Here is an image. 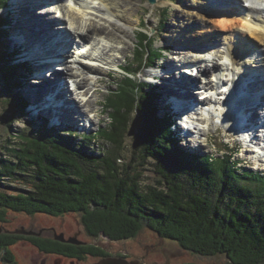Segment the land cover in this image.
Segmentation results:
<instances>
[{"label":"rangeland","instance_id":"obj_1","mask_svg":"<svg viewBox=\"0 0 264 264\" xmlns=\"http://www.w3.org/2000/svg\"><path fill=\"white\" fill-rule=\"evenodd\" d=\"M26 2H27L26 0H17L16 2L17 6L14 8L15 11L14 12L12 11L13 0H5V1L0 0V57L6 55L7 58L10 59L8 54H10L12 51L14 52L13 54L15 55V57H12L11 55L12 53L10 54L11 58H13L10 59L11 60L10 62L18 67V69H16L17 73L15 74L14 78L19 75L20 80L18 81L20 82L19 85L21 86V88H18L19 87L18 81L13 83V81H11L12 79L9 80L7 78L3 64L4 61L8 64L7 62L8 59L6 57L5 60L1 59L0 60V157H13L14 152H20L25 147H27L28 150L30 151L28 153L38 155L42 152L43 149L42 147L43 144L41 145L37 141L33 142V140H36L38 138H42V140L45 143V146L46 144H49V142L51 143L47 146L54 145L57 142L66 141L68 143H72L73 145H76L75 148L79 149L80 148L79 145H80V146L88 147V153L90 152L94 154H99L100 151H104V149L107 150L109 148L110 144L107 143L108 141L103 138V135L108 132L109 128H111L112 122L116 121V112H118L117 110L119 109V106L123 102H125V99L133 98L134 96H136V94L139 93L140 95H142L144 91H147L149 94L151 95L153 94L151 100L152 102L151 107L156 109V110L152 109V111L154 112V116L156 118L158 117V120H160L162 123L163 137L161 139L158 138V140L161 142L162 141L167 142V144L170 145L172 152L182 153L183 155L186 154L189 156L188 158L190 159V161L194 163H196L195 160L201 162L204 161L205 157L202 158L200 156H207L210 160V163L204 161L205 163L204 167L208 169L210 173H213L215 175L222 174L221 176L224 177L226 175H230L234 179H236L239 183L252 190L262 191L261 189H264L263 187L264 185L261 182V178L259 179L257 177H254V175H258V176L261 175L262 178L264 177V162H260V161L258 162L257 160H254L253 159L254 155L250 153L248 154L244 150L246 146L243 147V145L245 144L238 142L237 140L238 137L232 136L231 138H228L227 133L221 127L218 132L214 129V127H212L211 129L212 131L209 130V132H206V130H204L203 132H199V130L194 127H197L198 124L200 125V123L194 120L192 121L194 123L190 122L191 124H188L192 128L191 131L186 133L183 132L180 118L176 119V117L174 116L171 117V109L173 111H178L172 104L175 98L164 93L165 91L164 86H166L167 84H172L173 82L176 83V81L177 82H181V81L180 80L178 81L176 77L175 81L173 80V82H171L172 81L171 77L173 75H170L171 77L170 76L167 77L166 80H163L162 78L156 80L150 78V76H148L147 74V72H153V73L157 72L160 74H166L170 72L171 67L174 66L172 65L171 67H169L166 63L171 62L172 60L175 61V57H176L174 56L175 46L171 47V43L168 42V40L164 37L163 34L165 33L164 31L169 32L171 27L179 26L177 24H174L175 20L173 14L176 12L174 11L175 5L177 4L176 0H162V2L159 1L158 3L156 1L153 4H150L148 0H140L141 7L140 6L139 7L141 9L137 11V15L135 17V19L138 20L140 24L135 26L133 32L131 33L132 41L124 37L122 43L119 42L117 43V41L107 42L108 48H110L109 46L115 48V52H113L114 53L113 56L119 60V64H121L127 70V72L126 71L120 72L118 70H113L112 68L114 67L109 66L111 68L110 70L106 66H104V63H101V66L107 70L105 71L104 74L88 75V79H90L92 82L96 80L97 76H100L103 79L101 82L96 83L95 88H93L91 92L89 91V95H88V97H90L95 89L98 90L96 97L94 95L93 99L97 98L99 100L98 104L95 105V107L97 108V110L100 109L99 110L100 114L94 116L93 113L91 114V112H89L91 108H89L86 111V115L88 116L87 120L90 117L88 121H90V124L92 125V129L83 126L82 124L80 126H76L77 124L76 125L67 124L60 120L57 121L56 119L53 118L54 116L50 115L49 113V112H53L51 111L52 109H49L47 107L45 108V106L43 105L42 101L44 97H42L40 100L34 98V94H36V92H39L40 89L44 86L43 85L44 80L40 78L39 72L35 68L37 62L33 58H32L33 62H28L31 64L32 67L30 66V64L24 66L18 65V63L26 64L27 62V58H26L27 55H25L23 49H21L18 46V44L24 47V50H26V53L28 54L29 57L30 54L28 51L35 50L37 52V55L34 58L41 61L45 58H48L51 55L54 56L55 58L59 57V53L56 49H53L52 51L49 52L47 51V49L41 50V47L33 48L32 44L29 42L33 39L34 40L39 39L36 27L39 26V24L37 23L40 22H38L36 19H33L34 21H31V18H33L31 14H35V16L45 18L46 20H51L54 18L53 15H57V13L50 15L45 14L44 16L38 15L39 13L36 14L37 12L36 4L37 3L42 4V2H37V0H35L34 3L35 5H33L30 8V12H31L30 14L25 9ZM39 7L41 8L42 5H40ZM42 8H44V6ZM134 16L135 14L132 15V18H134ZM49 17H51V19ZM26 19L27 21L28 20L30 21L28 22L26 21L27 23H25ZM51 21L53 22L55 20H51ZM92 21L94 22L95 20ZM4 22L8 24L6 25V23L4 24ZM51 24H52L51 22L50 24L48 23L49 27L51 26ZM59 24L60 25L62 24L64 27H67V25H69V23H66L64 19H60ZM70 27H75V25H71ZM16 29H17V33L13 35L12 34L13 31L15 32ZM68 30L70 31V29ZM9 31L10 34H8ZM60 34L67 35L69 34V32L64 31L63 29ZM6 35H9V37ZM21 36H23L28 41L27 44L25 39L21 38ZM72 36H70L71 39ZM16 37L21 39L17 40ZM11 38L14 39L13 42ZM64 38L66 39V36H64ZM71 39L69 40L70 44H68L67 47L65 46V44L61 45L65 48V50L69 49L71 45ZM40 41L43 43L42 39ZM5 42L7 43L9 42L7 44L8 46L5 44ZM13 43L15 44V46L13 45ZM33 46L37 47L38 43L37 44L33 43ZM41 46L43 45L41 44ZM101 46H103V44L100 45V48ZM154 51L155 52L160 51L162 53V58L157 60V58L154 57L152 60L148 61L152 57L150 53L152 52L151 54H153ZM21 54L24 58H21ZM72 54L73 51L72 53L69 52L68 54L69 60ZM258 61H261V63L264 64L263 53L262 56H259ZM147 62L150 64L146 65ZM249 62H252L253 66L258 65L257 62H254L251 59H249ZM50 65L51 66L48 67H52L51 62ZM28 67L32 68V71L29 70ZM1 71L3 74L1 73ZM176 71L177 69H175V72ZM212 72L213 71H208L206 75L208 74L210 75ZM42 73L44 74V72ZM54 74H56V72ZM61 76H63V74ZM54 78L60 84L66 83V81L63 82L64 77L62 78L61 81V78H58V76H54L53 74L50 77V81H54ZM193 78L198 80L197 76ZM198 82H202V80H199ZM30 83L36 85L34 86L36 88L34 90L30 88L26 92L27 89L26 84H30ZM10 84H14L12 89ZM57 85L58 84H55V86ZM157 85H160V87H157ZM63 90L67 94L65 95L66 98L64 97L62 98L66 100V107H64L62 110H57V114L70 111L69 120L67 122L71 121L73 123H78L80 121L79 119L80 117L76 115L77 105L74 104V102L71 100L72 98L69 91H67L65 87H63ZM23 93L25 94V96L29 94L31 95L30 97H32L29 98V101L26 98H24L25 106L23 104L24 100L23 99L21 100V96L22 97L24 96ZM62 94L63 93L59 91L57 98H59ZM194 94L195 93H193V95ZM195 96L196 99H198L197 97H199V100L202 99L201 92L195 94ZM119 100H120V104H119ZM163 100L166 101L165 104L163 102V106L161 107L160 110L158 107H156V105L158 102H159L158 104H160ZM34 103H37L38 105H42L41 106L42 108L40 107L37 109V107L35 106L36 104ZM71 105H74V107L68 108ZM168 105H172V106H170V108H167ZM164 109L167 110V114L165 116L163 115V112L164 113L166 112ZM74 112L76 115L75 120H74L75 117ZM226 114L228 115V111L226 112ZM49 116L52 117L50 118ZM130 118H131V123H130L131 125L129 126L130 130H129V134L126 137L125 140L126 146H125V150L123 151V155L126 158L127 162L129 161L130 150L133 149V145H134L133 135L135 134V130L138 127V115H135L133 113L131 114ZM167 118H168V123L171 121L170 122L171 125L166 123ZM176 121L178 124H176ZM174 123L177 126H175ZM59 126L62 127L65 126V128ZM77 131L85 132V133L78 134ZM118 132H120V130ZM85 134L86 135L88 134L91 137L85 138L86 140L79 138L80 136ZM192 136L193 139H191ZM234 140L238 144L239 148L238 147L234 148V144H233ZM249 145L250 147H252L250 143ZM5 146H7L6 149ZM248 149L251 150L252 148H248ZM50 150L51 149L49 148L48 151ZM192 154L194 155L196 154L198 156L195 157ZM151 161L153 160L149 159V161H147L144 164V166L139 167V170L142 174L141 180L144 184L150 183L151 185H155L157 183V180L161 179V177L159 174L158 175L156 174L155 167ZM234 164H236L237 166ZM179 178H181V176ZM1 184H2V189L7 191H16L14 189L24 187L22 183H18L12 180H5V179H3V182ZM73 207L74 206H72V208ZM74 210H73L74 212H70V211L58 212L59 210H52L51 212L52 215H48V214L33 215V214H25V213L9 211V212H5V214H1L0 228L2 227L16 228L17 230L15 231H22L24 226L25 229L28 230L26 232L29 235H34L31 238L39 242L41 246L45 247L47 250H55L56 252L64 253L67 255H72L76 253L78 254L85 253L89 251L88 249H86V247L88 245H91L88 244V242H93L95 240L94 243L100 245L101 239L110 238L108 235L104 234L103 231H100L99 228L89 225V227L95 233L97 234L99 233L97 238L91 239L93 240L91 241L88 237H86V235L88 236L91 235V237L93 235L87 231V228L84 225V223L82 226H79L77 225L76 222L77 219L80 220L81 222V219L82 220L90 219L91 216H87L83 218V216H85V212L82 211L80 212L78 209L75 208ZM84 222L86 224L88 223L92 225V222H86L85 220ZM31 225L33 226L31 227ZM78 228H82L85 231V233L79 232ZM74 231L78 232L77 235L80 240H84L83 242H78V241L73 242L69 239L71 236H73ZM154 231L155 230L150 229L148 225L144 223L143 226L141 225L140 229L136 232L137 238L135 243L132 244V240H130V237L132 236L125 238H115L105 241L106 242L105 244L101 242L105 246L103 247L105 250L101 248L98 249H101L102 251L100 250V252H102V255L105 256L111 255L110 257H115V258H118V256H120V258L125 259L124 252H127L129 250L135 253V255L133 256H137L141 258L143 257L142 255L145 256L147 255L145 254V252L141 253V251H139L137 248L139 247H142L143 249L147 248V245L143 244V242L146 241V243L154 244V245H149V248H154L155 250L156 249L166 250L168 252L176 254L177 256L173 258L174 261L173 262L171 261L170 264H178L179 262H185L187 264H189V262L195 264H247L246 262L239 260V258L237 257V255L235 254L232 248L231 249L229 248V250H227L229 254L227 252L211 253L210 251L211 249L209 250L206 247L204 249H202L203 247H201V250H199L200 248L196 249L195 246H190L188 244V241L178 242V240L176 239H173L168 236H163L160 234L158 235V238H163L164 241H162L163 239L162 240L160 239V241L156 242L157 240L154 241V238L152 236V233H157ZM56 232L59 234H56ZM62 233H64L67 236V241L65 240L61 241L57 239V237L60 238L64 237ZM17 236L18 235L2 233L0 234V243L1 245H3L4 242L6 241H16V245L13 246L12 249L18 252L20 257L22 256L21 258L23 259L25 258V256L32 257L31 256L32 248L28 243L26 244V247H28V249H24L25 247L21 248V246H18V243L23 241L25 238L22 236L20 237ZM27 240L29 241V239ZM161 241L162 243H160ZM216 247L217 244H213L212 249ZM6 257L7 254H5L2 257L5 262L6 260H9ZM102 260L103 259H99L96 257L93 259H87V262L85 263L81 262L80 264H94V262L96 264ZM127 261L132 262L137 260H127ZM156 263L160 264L161 261L159 259H156ZM0 264L3 263L0 262Z\"/></svg>","mask_w":264,"mask_h":264},{"label":"trees","instance_id":"obj_2","mask_svg":"<svg viewBox=\"0 0 264 264\" xmlns=\"http://www.w3.org/2000/svg\"><path fill=\"white\" fill-rule=\"evenodd\" d=\"M150 55L148 61L154 57L159 60L162 53ZM10 59L3 67L14 83L20 77L14 78L18 67ZM150 95L144 91L125 99L116 112V121L103 135L109 148L99 154L66 141L45 146L38 138L33 140L43 144L38 155L28 153L25 147L13 157H0V218L9 211L52 215V210L74 212L75 208L85 212L83 218L91 216L84 220L92 225L81 222L94 239L99 233L89 225L115 239L135 235L145 223L154 232L178 242L188 241L196 249L206 247L211 253L229 254L227 250L232 248L240 261L264 264V189L252 190L230 175L210 173L204 167V161L210 163L207 156H200L205 157L202 162L194 159V163L188 155L172 152L167 142L158 140L163 137L162 123L154 116ZM133 113L138 115V127L127 162L123 151ZM166 123L171 125L168 118ZM149 159L162 179L155 185L141 180L139 167ZM254 177L261 178L264 185V177ZM3 179L24 187L3 190ZM213 244L217 247L212 249ZM98 248L88 245L85 253L97 254Z\"/></svg>","mask_w":264,"mask_h":264},{"label":"bare ground","instance_id":"obj_3","mask_svg":"<svg viewBox=\"0 0 264 264\" xmlns=\"http://www.w3.org/2000/svg\"><path fill=\"white\" fill-rule=\"evenodd\" d=\"M26 1L27 2L25 9L31 14L30 8L35 5V1ZM51 1L52 0H46V2L43 1L42 3L44 4V8H42V4L37 3L36 14L39 13L38 15L44 16L45 14L50 15L57 13V15H53V19H51V17L49 18L51 20L64 19L66 23H69L70 26L75 25V27H70L69 25H67V27H64L62 25L60 26L54 21L52 22L46 20L45 18L35 16V14H31L32 17L40 22L39 27H41V29H43V21H45L49 24L50 22L52 23L51 26L48 27V30L50 31L52 30L56 33H61L63 29L64 31H68L69 34L63 35L66 36V47L68 46V44H70V36L74 35L75 37H77L76 41L78 40L79 42H81V44L83 45V49L80 51L81 54L76 53L75 59L78 60L77 57H80L81 55L86 56V66L77 67L75 66L77 64L75 61L72 62L71 59H68L69 52L72 53L73 51L74 53L72 47L68 50H65V48L61 46L63 50L61 52L58 51L59 57L55 58L51 55L48 58L43 59L42 61L34 58L37 55V52L35 50H31L28 52L30 54V57L36 60V62H38V64L40 65L39 68L35 67L38 71H41L43 69L42 67L46 65V63H48L46 66L47 68L48 66H51L50 62L53 63L54 60L64 61L63 70L66 73L65 76L71 77L68 83H70L71 86H74V91H72V93L69 92L72 99H69H71L74 104L77 105L76 115L80 117V121L78 123H73L71 121L67 122L69 120L70 111L57 114V110H62L64 107H66V100L62 98H66L65 95H67L63 90V87H67L65 86L68 85L67 82L64 84H60L54 78V81L47 82L41 88V92L45 91L43 93L44 95L41 96L34 94V98L40 100L42 97H44L42 101L43 105L49 109H52L51 111L53 112L49 113L50 115L54 116L53 118L57 121L60 120L67 124H77L76 126H80L82 124L83 126L92 128L90 121H88L90 117L87 120L88 116L86 115V111L91 108L89 110L91 114L93 113L94 116L100 114V109L97 110V108L95 107V105L98 104L99 100L97 98L93 99L94 95L96 97L98 90L95 89L90 97H88V95L89 91L91 92V90L95 88L96 83L101 82L103 79L100 76H95L96 80L92 82L90 79H88V75L104 74L107 70L101 66V63H104V66H106L110 70V67L121 68L119 60L113 56L115 48H112L111 46H109L110 48H108L107 42L117 41V43H122L124 37L132 41L131 33L133 32L135 26L140 24V22L135 19L137 11L141 9L140 0H57V3H51ZM156 1L157 3L159 1L162 2V0ZM176 1L177 4L175 5L174 10L176 12L173 14L175 20L174 24H177L179 26L171 27L169 32L164 31L166 34L163 32L164 37L168 40L169 43H171V47L175 46V61L172 60L171 62L166 63L169 67H171L172 65L174 66H172L170 72L166 74L147 72L148 76L156 80L159 78L166 80L167 77L173 75L172 77L170 76L172 78L171 82H173V80L175 81V78L177 77V80H180L181 82L176 81V83L173 82L172 84H167L166 86H164V93L175 98L173 102L176 104L175 108L177 110H183L186 102L191 104L192 107V105H194L195 102L199 100V98H195V94L201 92V90L199 91L200 85H198L197 81L194 80V75L198 73L197 76L200 78V75L202 73L203 76H205L208 71L217 70L228 72V74H222L223 79H218V82H220V85H226L227 83L231 82L232 87L228 94L224 93L223 91L218 93V95L221 96L228 95L224 97L223 102L221 101L223 97H215L214 100L216 101L217 106L211 108V111L214 113V115L211 114V111L208 112L207 108H202L199 114L184 113L183 121L186 124L185 126L188 128V124L191 121H198L200 125L198 124V126L195 128H197L199 132H203L205 130V126L208 125V122L213 116L215 117V119H217V122L223 123L225 125L229 124L230 126L236 124V122H239L240 114H244L247 117V121L245 124L246 128L248 129L250 136H253V138L250 142L245 139H242V142L240 141V139L237 140L238 142L245 144L243 145V147L246 146L245 151L248 154H253V148L250 147L249 143L251 144V146L254 144H264V64L261 63V61H258L259 56H262V53L264 54V0H246L250 3V7L248 9L245 7L243 9L244 11L241 13V6L234 3L233 1H231V3H233V6H231L229 4L230 0H214L215 3L220 6V8L212 5L213 0ZM16 2L17 0H13L12 11H14V8L17 6ZM50 4H53L55 6ZM40 5H42L41 8L39 7ZM134 14L135 16L134 18H132V15ZM248 15H250V18ZM92 20L95 21L93 22ZM26 21L27 19L25 20V23L30 20H28L27 22ZM7 24L8 23H6V25ZM17 29L15 30V32L13 31V35L17 33ZM68 29H70V31ZM8 34H10V31ZM6 36L9 37V35ZM21 38L25 39L23 36H21ZM21 38L16 37L17 40ZM11 40L12 42L14 41L13 38H11ZM40 40L41 39H33L29 42L32 44L33 48H38L41 47V44H43ZM25 41L27 44L28 41L26 39ZM85 42H87L88 45H84ZM8 43L5 42L6 45ZM33 43H38V46L34 47ZM101 44H103L104 46H101V48L103 47L102 49L100 48ZM13 45L15 46L14 43ZM18 46L23 49L25 55L28 56L26 50H24V47L20 44H18ZM207 47H218V51L216 53L212 50H210L211 52L203 51L205 49H208ZM219 47L224 50L225 54L223 53V51H220ZM193 48H197L199 50H193ZM11 53L10 54L12 55V57H15V55L13 54L14 52L12 51ZM10 54L8 55L11 57ZM73 56H70V58ZM21 58H24L22 54ZM249 59L257 62L258 65L253 66L252 62H249ZM225 61H228L227 65H225ZM58 69L61 70L60 68ZM175 69H177L176 72ZM54 73L55 72H52L54 76H58V78H61L62 81V74ZM50 74L51 73H49V75L47 74L49 77L46 75L48 79H50L52 75ZM252 76H255V78L247 82V80ZM218 82L210 80L208 84L213 87L217 86L219 84ZM55 84L58 85L55 86ZM26 86V92L30 88L33 90L36 88L34 87L36 85H33L31 83L26 84ZM157 87H160V85H157ZM201 87H204V85H201ZM222 87L223 86H220L219 88ZM207 90L210 91L212 90V88H208ZM207 90L203 91L202 94L206 95ZM59 91L63 94L59 98H57ZM240 91L244 92L243 97L239 96ZM258 92L260 93L258 101L256 97V99L253 100L255 94ZM193 93L195 94L193 95ZM27 95L25 96L24 94L25 97H22V99L24 100V106V98H26L28 101L29 98H32L30 97L31 95ZM205 99L208 100V98ZM165 101L166 100H163L161 102L162 104H158V102L156 107L161 110L163 102L165 104ZM34 104H36L35 106L37 107V109L42 106L38 105L37 103ZM202 105V103H198V107H201ZM225 105H227V109L225 108ZM170 106L172 105H168L167 108H170ZM73 107L74 105H71L68 108ZM232 107L234 110L232 109ZM79 109L81 110V112ZM165 111L166 112H163V115L167 113V110ZM227 111L228 115L226 114ZM76 115L74 112V120L76 119ZM52 116L49 117L51 118ZM211 125L214 127V129H218L216 128L214 122ZM62 128H65V126H63ZM230 130V132L234 131L232 133L236 132L234 128H231ZM191 139H193V136ZM236 144L237 143L235 141L234 148L238 147V144ZM248 148L252 149L250 150ZM259 150L260 152H256V160L258 162L261 161L263 158L262 156H264V146Z\"/></svg>","mask_w":264,"mask_h":264},{"label":"flooded vegetation","instance_id":"obj_4","mask_svg":"<svg viewBox=\"0 0 264 264\" xmlns=\"http://www.w3.org/2000/svg\"><path fill=\"white\" fill-rule=\"evenodd\" d=\"M76 222H77V225H79V226L83 225L82 222H80V220H78V219ZM32 226L33 225H31V227ZM82 228H78L79 232L85 233V231ZM15 230H17V229L16 228L2 227V228H0V234L7 233V234H11V235H18L17 237H20V236L24 237L25 239L23 241H21L20 243H18V246H21V248L25 247L24 249H28V247H26V244L28 243L30 245V247L32 248V250H31L32 251L31 252L32 257L25 256L24 259L21 258L22 256L20 257L18 252H16L14 249H12V247L16 245V241H6V242H4L3 245H1V243H0V262L3 264H80L81 262H84V263L87 262V259H93L96 257L99 259L107 258V256L102 255V252H100V251H99L100 253L98 252L97 254H92L93 252H91V253H85V254H77L76 253V254H72V255H67L64 253L56 252L55 250H47L45 247L41 246L39 242H37V241L33 240V238H31L34 235H29L26 232L28 230H26L24 226H23L22 231H15ZM77 231H74L73 236H71L69 239H75L78 242H83L84 240L79 239V237L77 235V233H78ZM56 234H59V233L56 232ZM62 234L64 237L62 238V240L61 239H59V240L67 241V236L64 233H62ZM158 235H159L158 233H152L154 241L157 240L156 242L160 241V239L161 240L163 239V238H158ZM25 236L28 238H26ZM86 237H88L90 240L94 239L90 235L89 236L86 235ZM58 238H60V237H57V239ZM136 238H137L136 234H135V236L130 237V240H132V244L135 243ZM149 238H151V237H149ZM27 239H29V241ZM107 240H111V239L110 238L109 239H101V242L105 244L106 243L105 241H107ZM91 241H93V240H91ZM162 241H164V239ZM162 241L160 243H162ZM94 242H95V240L93 242H88V244L96 245L99 248L105 250L103 248L105 246L101 242H100V245H98ZM143 244H146L147 248L143 249L142 247H139L137 249L139 251H141V253L145 252V254L147 256L142 255L143 257H141V258L137 257V256H133V255H135V253L128 250L127 252H124V258L127 260L140 261L141 264H157L156 259H159L161 261L160 264H170L171 261L172 262L174 261L173 258H175L177 256L176 254L168 252L166 250H159V249L155 250L154 248H149V245H154V244L146 243V241L143 242ZM5 254H7L6 258L9 259V260H6V262L2 258ZM110 256L111 255H108V257H110ZM118 257H120V256H118ZM94 264H95V262H94ZM178 264H187V263L179 262ZM189 264H195V263L189 262Z\"/></svg>","mask_w":264,"mask_h":264},{"label":"water","instance_id":"obj_5","mask_svg":"<svg viewBox=\"0 0 264 264\" xmlns=\"http://www.w3.org/2000/svg\"><path fill=\"white\" fill-rule=\"evenodd\" d=\"M148 2L150 4H153V3L156 2V0H148ZM58 239L62 240V238H58ZM70 240L73 241V242L76 241L75 239H70ZM96 264H140V262H137V261L129 262L126 259H123V258H120V257H118V258L108 257V258H105V259H103L102 261H100L99 263H96Z\"/></svg>","mask_w":264,"mask_h":264}]
</instances>
